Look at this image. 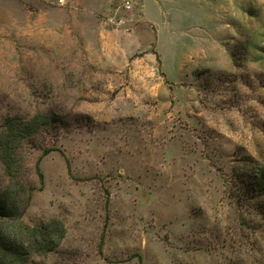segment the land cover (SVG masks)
<instances>
[{"label": "rangeland", "instance_id": "obj_1", "mask_svg": "<svg viewBox=\"0 0 264 264\" xmlns=\"http://www.w3.org/2000/svg\"><path fill=\"white\" fill-rule=\"evenodd\" d=\"M125 1L73 27V0H0V129L54 117L22 218L67 227L29 264H264V0Z\"/></svg>", "mask_w": 264, "mask_h": 264}, {"label": "trees", "instance_id": "obj_2", "mask_svg": "<svg viewBox=\"0 0 264 264\" xmlns=\"http://www.w3.org/2000/svg\"><path fill=\"white\" fill-rule=\"evenodd\" d=\"M53 122L52 114L37 112L31 118L8 117L0 129V160L12 182L0 196V264H29L31 257L56 250L66 236V224L59 217L41 225H31L23 220L25 207L21 210L18 200L23 195L20 183L25 167L20 152L22 143ZM254 181L259 194H264V170L256 174ZM29 199L30 196L25 206Z\"/></svg>", "mask_w": 264, "mask_h": 264}, {"label": "crops", "instance_id": "obj_3", "mask_svg": "<svg viewBox=\"0 0 264 264\" xmlns=\"http://www.w3.org/2000/svg\"><path fill=\"white\" fill-rule=\"evenodd\" d=\"M114 0H73V27L95 24L100 26V22H96L94 17L99 11H111ZM105 30V28H104Z\"/></svg>", "mask_w": 264, "mask_h": 264}, {"label": "built area", "instance_id": "obj_4", "mask_svg": "<svg viewBox=\"0 0 264 264\" xmlns=\"http://www.w3.org/2000/svg\"><path fill=\"white\" fill-rule=\"evenodd\" d=\"M57 1H58V4L61 6H64L69 2V0H57ZM133 6H134L133 2H131L130 0H127L124 2V4L119 9H123L125 12H128V11H132ZM125 20L127 21L128 17L123 14H119L118 10L116 13H114V15L110 17V21H113V23L116 24L117 26L124 25L126 22Z\"/></svg>", "mask_w": 264, "mask_h": 264}]
</instances>
